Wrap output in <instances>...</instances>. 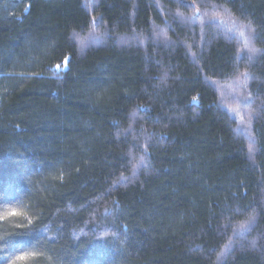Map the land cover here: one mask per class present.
<instances>
[{"label":"trees","instance_id":"obj_1","mask_svg":"<svg viewBox=\"0 0 264 264\" xmlns=\"http://www.w3.org/2000/svg\"><path fill=\"white\" fill-rule=\"evenodd\" d=\"M0 264H264V0H0Z\"/></svg>","mask_w":264,"mask_h":264},{"label":"snow or ice","instance_id":"obj_2","mask_svg":"<svg viewBox=\"0 0 264 264\" xmlns=\"http://www.w3.org/2000/svg\"><path fill=\"white\" fill-rule=\"evenodd\" d=\"M241 17H243L242 19L238 18L239 20V25L240 27H247L249 29L250 32H255L256 29L253 27V21L250 19H247V17H244V14H241ZM247 19V24L244 23V20ZM254 51H256L254 49ZM243 211H245V209H241L240 207H237V209L235 210L236 214H242ZM255 220V214H253L252 216H249L248 221L246 223L248 224H252L253 221ZM245 227V224H241L240 228L243 229ZM255 246V241H253V247ZM18 259H23V257H19Z\"/></svg>","mask_w":264,"mask_h":264},{"label":"rangeland","instance_id":"obj_3","mask_svg":"<svg viewBox=\"0 0 264 264\" xmlns=\"http://www.w3.org/2000/svg\"><path fill=\"white\" fill-rule=\"evenodd\" d=\"M229 24V26H232L229 22L227 23ZM242 78H240L239 80H236L234 82H232V84H229V86H226L228 89V92L232 95H235L237 98V102H239V104H243V98L242 100H240V98L243 96V82L241 80ZM242 95V96H241Z\"/></svg>","mask_w":264,"mask_h":264}]
</instances>
